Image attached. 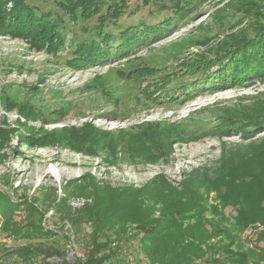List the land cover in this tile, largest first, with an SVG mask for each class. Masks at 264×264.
Instances as JSON below:
<instances>
[{"label":"rangeland","instance_id":"374dc122","mask_svg":"<svg viewBox=\"0 0 264 264\" xmlns=\"http://www.w3.org/2000/svg\"><path fill=\"white\" fill-rule=\"evenodd\" d=\"M29 2L62 16L66 40L88 36L83 26L98 22L95 18L74 20L60 9L58 0ZM256 2L259 16L248 12L245 0H203L161 41L136 48L126 57L80 69L67 65L72 51L67 45L51 53L32 48L23 39L0 35V198L5 197L15 206L12 215L5 211L6 207H0V264H41V257L30 263L18 257L14 249L23 247L62 251L69 264L85 262L92 249L93 225L90 221L73 222L66 213L71 208L74 218L80 208L93 202L91 189L84 187L88 182L85 175L95 177L99 186L114 190L140 188L157 176H164L168 183L180 188L195 168L212 167L224 154L241 157L251 150L239 135L224 137V149L218 137L202 130L208 131L218 122V104H231L245 95L251 96L247 103L264 99V81L212 92L208 86L211 80L205 82L208 71L191 74L186 67L200 55L215 56L214 52L231 40L232 33L254 36L251 24L264 13V0ZM161 4V0L148 4L144 0H127L120 20L162 22L171 11ZM113 31L118 34L120 30ZM136 67L153 68V80L170 91L154 96L153 86L145 92L143 87L152 77L131 78ZM216 68L217 65L213 69ZM182 84L192 86L190 99ZM28 108H33V113L26 117L23 111ZM90 120L109 130L144 120H162L177 124L179 133L186 129V134L195 135L176 140L171 155L156 162L129 157L122 150L94 155L72 149L67 142L31 143L43 132H55L69 125L80 127ZM262 136L264 132L257 136V141ZM204 195L207 206L221 203L214 191ZM223 212L231 218L236 214L232 205L223 208ZM159 214L160 205L154 216ZM262 229L264 225L257 222L244 231L242 248H252V239ZM143 235L132 223L125 224L120 235L111 232V241L115 242L111 247L119 255L113 264H123L127 259L132 264H151L141 247ZM57 256L48 258L53 260Z\"/></svg>","mask_w":264,"mask_h":264},{"label":"trees","instance_id":"16d2710c","mask_svg":"<svg viewBox=\"0 0 264 264\" xmlns=\"http://www.w3.org/2000/svg\"><path fill=\"white\" fill-rule=\"evenodd\" d=\"M150 1L144 0V3ZM161 1V6L171 11L162 22L141 20L131 23L120 20L127 0H58L60 9L74 20L95 18L98 21L83 26L88 36L66 40L64 19L59 13L44 10L29 0H0V35L23 39L32 48L51 53H57L67 45L72 49L66 59L67 65L80 69L126 57L136 48L161 41L203 0ZM256 1L245 0V5L248 12L259 16ZM116 28L120 30L118 34L113 31ZM251 28L255 30L254 36L232 33L231 40L222 44L214 52L215 56L200 55L185 67L191 74L197 70L208 71L205 82L211 80L208 86L212 87V92L249 85L256 80L264 81V13L251 24ZM216 65L217 68L213 69ZM153 73V68L136 67L130 77L137 79ZM151 79L143 87L145 92L153 86L154 96L170 91L153 77ZM181 87L190 99L192 86L182 84ZM250 97L240 96L231 104H218L215 111L218 122L202 132L218 137L224 149L227 146L224 137L239 135L251 150L241 157L224 154L212 167L195 168L180 188L168 183L164 176H157L140 188L127 186L114 190L110 186H99L95 177L85 175L88 182L84 187L91 189L93 202L80 208L74 218L71 208L66 211L73 222L90 221L93 225L92 249L85 262L78 264H113L119 255L111 247L114 242L111 241V232L122 234L128 223L135 224L143 232L141 247L151 264H264V229L251 238L252 248L245 250L240 242L250 226L257 222L264 225V136L260 141L256 139L264 132V99L247 103ZM23 113L29 117L33 108ZM180 133L177 124L162 120H144L116 130L102 129L90 120L80 127L69 125L55 129V132H43L31 143L67 142L72 149L94 155L108 150L115 154L122 150L129 157L139 156L145 161L156 162L171 155L176 140L195 135L186 134V129H180ZM247 160L254 161L249 163ZM211 191L220 198L219 205H206L204 192ZM1 199L0 207H6L5 211L12 215L15 206L5 197ZM158 205L160 214L154 216ZM229 205L236 210L232 218L223 212V208ZM209 213L213 214L211 218L206 215ZM14 251L26 263L41 257V264H69L63 252L58 250L56 253L23 247ZM53 253L58 256L51 260L48 257ZM122 263L131 262L127 259Z\"/></svg>","mask_w":264,"mask_h":264},{"label":"built area","instance_id":"2783aa9c","mask_svg":"<svg viewBox=\"0 0 264 264\" xmlns=\"http://www.w3.org/2000/svg\"><path fill=\"white\" fill-rule=\"evenodd\" d=\"M112 245H115V242H113V244Z\"/></svg>","mask_w":264,"mask_h":264}]
</instances>
